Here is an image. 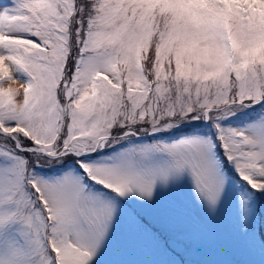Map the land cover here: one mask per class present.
I'll return each instance as SVG.
<instances>
[{
  "label": "snow or ice",
  "instance_id": "1",
  "mask_svg": "<svg viewBox=\"0 0 264 264\" xmlns=\"http://www.w3.org/2000/svg\"><path fill=\"white\" fill-rule=\"evenodd\" d=\"M264 193V0L0 5V264H93L125 202Z\"/></svg>",
  "mask_w": 264,
  "mask_h": 264
},
{
  "label": "rangeland",
  "instance_id": "2",
  "mask_svg": "<svg viewBox=\"0 0 264 264\" xmlns=\"http://www.w3.org/2000/svg\"><path fill=\"white\" fill-rule=\"evenodd\" d=\"M125 207L143 218L155 239L129 242L117 223L93 264H264V193L239 181L214 209L187 181L158 189L153 202L133 197Z\"/></svg>",
  "mask_w": 264,
  "mask_h": 264
}]
</instances>
